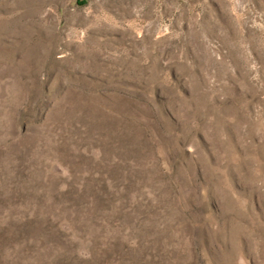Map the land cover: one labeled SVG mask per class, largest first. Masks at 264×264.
Instances as JSON below:
<instances>
[{
    "label": "rangeland",
    "instance_id": "374dc122",
    "mask_svg": "<svg viewBox=\"0 0 264 264\" xmlns=\"http://www.w3.org/2000/svg\"><path fill=\"white\" fill-rule=\"evenodd\" d=\"M0 264H264V0H0Z\"/></svg>",
    "mask_w": 264,
    "mask_h": 264
}]
</instances>
